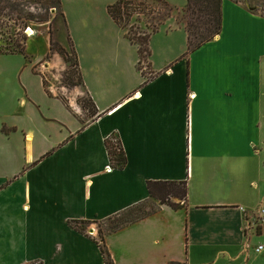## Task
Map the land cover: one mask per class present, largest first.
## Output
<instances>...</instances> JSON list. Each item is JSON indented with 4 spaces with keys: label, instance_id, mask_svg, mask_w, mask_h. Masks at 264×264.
Segmentation results:
<instances>
[{
    "label": "crops",
    "instance_id": "1",
    "mask_svg": "<svg viewBox=\"0 0 264 264\" xmlns=\"http://www.w3.org/2000/svg\"><path fill=\"white\" fill-rule=\"evenodd\" d=\"M59 3L98 114L81 110L78 89L68 102L48 93L41 56L0 42V264H104L96 242L114 264H264V0H223L220 34L191 54L185 24L168 17L141 70L108 7L93 24L82 0ZM113 133L122 170L104 145ZM149 181H185L186 206L155 202ZM139 206L144 218L99 238L101 222Z\"/></svg>",
    "mask_w": 264,
    "mask_h": 264
},
{
    "label": "rangeland",
    "instance_id": "2",
    "mask_svg": "<svg viewBox=\"0 0 264 264\" xmlns=\"http://www.w3.org/2000/svg\"><path fill=\"white\" fill-rule=\"evenodd\" d=\"M108 1L82 0L85 12L93 13L91 19L93 24H99L98 17L105 16L106 9L109 7L107 5ZM117 1L115 0V2ZM161 1L162 4L159 0H131L133 6L130 7L131 11L124 23L127 29H131L130 34L133 38L149 34L168 17H174L176 22L184 23V16L177 10L185 6V0ZM242 1L246 4L260 3V0ZM28 28L34 34L31 35ZM122 30H124V36L127 37V30L123 28ZM57 31H60L58 37ZM116 39V33H111L109 30L105 32V41L108 44H115ZM59 41L64 44V47L60 45ZM0 42L3 49L14 51L15 54H18L21 47L23 55H26L28 60L35 56H41V60L35 68L38 74L42 76L48 93L58 95L64 102H68L67 99L71 97L70 93L78 89L81 94L76 98V102L81 108V100L86 99L87 95L82 90L77 78L73 77V79L71 77L68 65L64 62L59 51L60 48H63L68 54L69 60L73 63L72 47L69 46L68 42L66 43V34L62 29V14L58 0H0ZM16 45L20 47L16 48ZM145 66L146 64H143L141 68ZM155 202L152 201L153 204ZM170 202L178 203L176 199H171ZM261 205L264 206L263 203ZM144 208L145 206L136 208L124 214L117 221L129 220L130 216L131 218L142 216L145 212ZM113 223L111 221L101 222L98 229L104 234ZM94 225L92 223L87 228ZM82 227L85 228V226Z\"/></svg>",
    "mask_w": 264,
    "mask_h": 264
},
{
    "label": "trees",
    "instance_id": "3",
    "mask_svg": "<svg viewBox=\"0 0 264 264\" xmlns=\"http://www.w3.org/2000/svg\"><path fill=\"white\" fill-rule=\"evenodd\" d=\"M222 1L223 0H187V5L185 10L182 12L184 16L185 29L188 35V45L186 54H191L201 48L204 44L212 41L216 36L220 34L222 26ZM236 2H242L241 0H234ZM162 4V1L159 0ZM59 3V0H58ZM60 6V3H59ZM133 6L131 0H118L115 4L108 7L107 12L110 18L121 28L127 30L128 40L138 49L139 62L138 69L141 70V66L146 64V67L149 68L148 59L151 55L149 49V40L153 33L157 29L153 30L149 34L139 35L136 38H133L130 34L131 29H127L124 21L130 13V7ZM171 10V9H170ZM132 28V27H131ZM69 46L72 47V56L74 57L73 63L68 58V54L63 48H60V54L64 62L68 65V70H70L71 77L77 78L80 86L83 85L82 78L79 71V64L77 54L75 52L72 41L68 39ZM19 45H16V48H19ZM5 54H15L14 51H9L8 49L1 50ZM18 54L23 55V50L20 47ZM75 67V68H74ZM76 69V70H74ZM73 78V79H74ZM81 108L86 111L87 115L90 118H94L98 112L91 98L87 96L86 99L81 100ZM5 131V129H4ZM106 153L108 156L109 163L113 169L122 170L126 165V157L124 150L122 148L120 139L118 136L113 133L111 134L104 142ZM147 189L150 195V198L154 201H157L160 205H167L174 210L182 209L187 204V184L185 181L181 182H172V181H158L147 182ZM171 199H176L178 203H171ZM141 207V206H139ZM137 207V208H139ZM147 215L146 212L142 216H134L129 218V220L117 221L108 229L106 233H102L99 230V238L103 241L104 235L111 233L117 229L122 228L123 226L133 223L139 219L144 218ZM78 222L70 221L69 226L78 231L79 233L84 232V229L78 227ZM86 224L87 222H82ZM100 253L103 257L104 264H114L112 258L104 246L103 243L96 242ZM178 264V263H170ZM180 264V263H179Z\"/></svg>",
    "mask_w": 264,
    "mask_h": 264
},
{
    "label": "built area",
    "instance_id": "4",
    "mask_svg": "<svg viewBox=\"0 0 264 264\" xmlns=\"http://www.w3.org/2000/svg\"><path fill=\"white\" fill-rule=\"evenodd\" d=\"M30 28H28L29 30ZM73 110L77 113L80 112L78 109L73 107ZM255 225L260 227L264 225V208L260 207L255 213ZM263 246H259L256 251H262Z\"/></svg>",
    "mask_w": 264,
    "mask_h": 264
},
{
    "label": "bare ground",
    "instance_id": "5",
    "mask_svg": "<svg viewBox=\"0 0 264 264\" xmlns=\"http://www.w3.org/2000/svg\"><path fill=\"white\" fill-rule=\"evenodd\" d=\"M28 31H29V33H31V35L34 34V33L31 31V29H29ZM28 31H27V33H28ZM31 35H29V36H31Z\"/></svg>",
    "mask_w": 264,
    "mask_h": 264
}]
</instances>
